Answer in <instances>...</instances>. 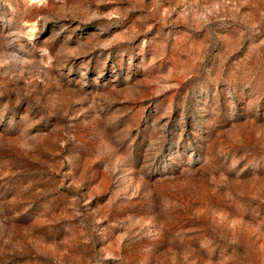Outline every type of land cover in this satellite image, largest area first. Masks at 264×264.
I'll return each instance as SVG.
<instances>
[{"label":"rangeland","instance_id":"1","mask_svg":"<svg viewBox=\"0 0 264 264\" xmlns=\"http://www.w3.org/2000/svg\"><path fill=\"white\" fill-rule=\"evenodd\" d=\"M0 264H264V0H0Z\"/></svg>","mask_w":264,"mask_h":264}]
</instances>
